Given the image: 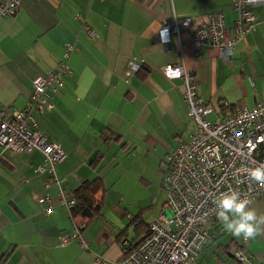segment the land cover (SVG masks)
<instances>
[{
	"label": "crops",
	"instance_id": "obj_1",
	"mask_svg": "<svg viewBox=\"0 0 264 264\" xmlns=\"http://www.w3.org/2000/svg\"><path fill=\"white\" fill-rule=\"evenodd\" d=\"M251 9L257 20L227 60L213 47L194 54L189 30L170 34L166 44L157 32L170 17H190L193 27L215 11L231 27L229 0H20L14 16L0 15V109L27 105L35 75L63 60L69 71L64 85L49 91L51 109H30L37 129L65 153L53 180L34 171L43 163L39 150L0 153V264L120 259L125 244L164 211L166 154L194 130L181 80L166 79L163 67L182 64L192 73L210 120L264 99V4ZM129 61L144 69L128 73ZM95 179L100 211L80 229L85 246L76 238L59 245V235L73 232L60 193L71 196ZM250 207L264 214V197ZM209 228L194 264H264V234L242 243L217 218ZM237 248L250 261L239 262Z\"/></svg>",
	"mask_w": 264,
	"mask_h": 264
},
{
	"label": "built area",
	"instance_id": "obj_2",
	"mask_svg": "<svg viewBox=\"0 0 264 264\" xmlns=\"http://www.w3.org/2000/svg\"><path fill=\"white\" fill-rule=\"evenodd\" d=\"M236 17L231 27L224 23L222 12L208 13L199 24L191 27L190 17H170L158 29L160 43L170 41V34L189 30L193 53L213 47L224 60L229 59L235 44L257 20L251 7L264 4V0H229ZM20 0H0V15L14 16ZM91 34V29H88ZM139 65L129 61L128 73L136 72ZM65 60L60 68L45 74H37L31 80L29 102L21 109H0V153L30 152L37 149L43 163L34 171L46 170L53 180L54 165L65 153L58 143L47 140L38 129L30 109H51L49 91L64 85L68 73ZM168 80L180 79L187 116L194 130L186 139L178 138V144L166 154V170L161 178L165 192L161 211L147 225L148 232L134 242H127L123 254L113 264H194L204 246L208 222L216 219L213 198L220 193L237 190L250 201L264 197V185L250 180L249 169L264 163V99L253 106L230 108L213 120L207 118L211 111L195 91V79L182 64H167L162 69ZM67 208L74 200L60 193ZM71 235H59V245L70 238L80 240L83 220L73 219ZM242 243L246 240L242 239ZM239 262L250 261L241 249L234 251ZM95 257V263L102 262Z\"/></svg>",
	"mask_w": 264,
	"mask_h": 264
},
{
	"label": "clouds",
	"instance_id": "obj_3",
	"mask_svg": "<svg viewBox=\"0 0 264 264\" xmlns=\"http://www.w3.org/2000/svg\"><path fill=\"white\" fill-rule=\"evenodd\" d=\"M247 175L251 181L264 185V163L249 169ZM212 202L217 219L232 236L247 240L264 234V214L250 207L251 201L239 191L220 193Z\"/></svg>",
	"mask_w": 264,
	"mask_h": 264
},
{
	"label": "trees",
	"instance_id": "obj_4",
	"mask_svg": "<svg viewBox=\"0 0 264 264\" xmlns=\"http://www.w3.org/2000/svg\"><path fill=\"white\" fill-rule=\"evenodd\" d=\"M143 66H139L138 71H142ZM101 189L100 182L95 180H84L72 192L71 198L74 200V205L70 208L72 219L80 217L78 220H83L86 224V219H91L100 211V201L97 200V193ZM84 224V225H85ZM144 234L148 232L145 225Z\"/></svg>",
	"mask_w": 264,
	"mask_h": 264
},
{
	"label": "rangeland",
	"instance_id": "obj_5",
	"mask_svg": "<svg viewBox=\"0 0 264 264\" xmlns=\"http://www.w3.org/2000/svg\"><path fill=\"white\" fill-rule=\"evenodd\" d=\"M242 238V237H241ZM243 239V238H242ZM242 239H239V240H242ZM237 249H241L242 251H243V253L246 255V253H245V251L243 250V248H237ZM237 249H235V250H237ZM234 250V251H235ZM234 251H233V255H234Z\"/></svg>",
	"mask_w": 264,
	"mask_h": 264
},
{
	"label": "water",
	"instance_id": "obj_6",
	"mask_svg": "<svg viewBox=\"0 0 264 264\" xmlns=\"http://www.w3.org/2000/svg\"><path fill=\"white\" fill-rule=\"evenodd\" d=\"M207 231L209 232V233H211L212 232V230L209 228V229H207Z\"/></svg>",
	"mask_w": 264,
	"mask_h": 264
}]
</instances>
